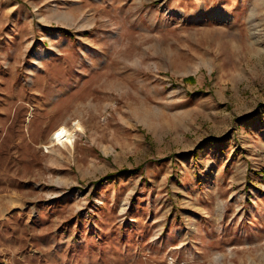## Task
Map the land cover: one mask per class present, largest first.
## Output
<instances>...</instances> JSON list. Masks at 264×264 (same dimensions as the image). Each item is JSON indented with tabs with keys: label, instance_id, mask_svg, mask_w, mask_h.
I'll list each match as a JSON object with an SVG mask.
<instances>
[{
	"label": "rangeland",
	"instance_id": "1",
	"mask_svg": "<svg viewBox=\"0 0 264 264\" xmlns=\"http://www.w3.org/2000/svg\"><path fill=\"white\" fill-rule=\"evenodd\" d=\"M0 264H264V0H0Z\"/></svg>",
	"mask_w": 264,
	"mask_h": 264
},
{
	"label": "bare ground",
	"instance_id": "2",
	"mask_svg": "<svg viewBox=\"0 0 264 264\" xmlns=\"http://www.w3.org/2000/svg\"><path fill=\"white\" fill-rule=\"evenodd\" d=\"M58 140H63L65 138H69L64 130H60L57 134Z\"/></svg>",
	"mask_w": 264,
	"mask_h": 264
},
{
	"label": "trees",
	"instance_id": "3",
	"mask_svg": "<svg viewBox=\"0 0 264 264\" xmlns=\"http://www.w3.org/2000/svg\"><path fill=\"white\" fill-rule=\"evenodd\" d=\"M193 80H194L193 77H189V78L185 79L184 81H185V82H189V81L192 82Z\"/></svg>",
	"mask_w": 264,
	"mask_h": 264
}]
</instances>
